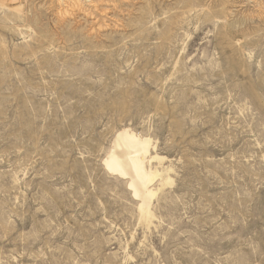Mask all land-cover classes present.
<instances>
[{"label":"rangeland","instance_id":"1","mask_svg":"<svg viewBox=\"0 0 264 264\" xmlns=\"http://www.w3.org/2000/svg\"><path fill=\"white\" fill-rule=\"evenodd\" d=\"M77 1L0 0V264H264V0ZM122 127L173 168L151 227Z\"/></svg>","mask_w":264,"mask_h":264},{"label":"bare ground","instance_id":"2","mask_svg":"<svg viewBox=\"0 0 264 264\" xmlns=\"http://www.w3.org/2000/svg\"><path fill=\"white\" fill-rule=\"evenodd\" d=\"M66 2L67 5L78 3L77 0ZM166 161L168 159L159 154L151 137L131 127H122L116 131L103 159L102 164L107 173L121 178L130 191L131 197L138 204L140 222L147 227H151L157 218L154 199L159 201L164 187L174 183L171 178L173 168H165L163 164Z\"/></svg>","mask_w":264,"mask_h":264}]
</instances>
